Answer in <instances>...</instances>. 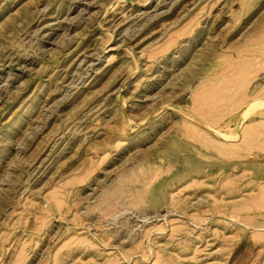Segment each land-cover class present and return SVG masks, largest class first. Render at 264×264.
<instances>
[{
	"label": "rangeland",
	"instance_id": "374dc122",
	"mask_svg": "<svg viewBox=\"0 0 264 264\" xmlns=\"http://www.w3.org/2000/svg\"><path fill=\"white\" fill-rule=\"evenodd\" d=\"M0 264H264V0H0Z\"/></svg>",
	"mask_w": 264,
	"mask_h": 264
},
{
	"label": "bare ground",
	"instance_id": "6f19581e",
	"mask_svg": "<svg viewBox=\"0 0 264 264\" xmlns=\"http://www.w3.org/2000/svg\"><path fill=\"white\" fill-rule=\"evenodd\" d=\"M153 96H154V95H153ZM255 102H256V101H255ZM255 102H254V103H255ZM261 102H262V101H261ZM232 103H233V102H232ZM257 104H258V103H257ZM255 105H256V104H255ZM253 106H254V105H253ZM248 109H249V108H248ZM251 109H253L252 106H251ZM247 111H248V110H247ZM247 111H246V112H247ZM249 111H251V110L249 109ZM230 112H231V111H230ZM247 113H248V112H247ZM246 115H247V114H246ZM192 116H193V115H192ZM243 116H244V115H243ZM194 118L197 119V120L199 119V118H197V117H195V116H194ZM212 127H213V126H212ZM181 130H182V129H181ZM215 132H217V133L219 134V130H218V131H215ZM192 133H193V132H192ZM195 135H196V134H195ZM195 135H194V136H195ZM238 135H239V134H238ZM197 136H198V135H197ZM197 136H195V137H197ZM233 136H234V135H233ZM190 137H191V136H190ZM192 137H193V134H192ZM193 138H194V137H193ZM198 138H201V136H200V137L198 136L197 139H198ZM201 139H202V138H201ZM201 139H200V140H201ZM226 139H227V138H226ZM202 140L205 141L204 139H202ZM202 140H201V141H202ZM206 141H207V139H206ZM207 142H208V141H207ZM207 142H206V143H207ZM202 144L205 145V143H202ZM208 144H209V143H208ZM254 144H255V143H254ZM226 145H227V144H226ZM252 145H253V144H252ZM225 152H226V151H225ZM235 154H237V152H236L235 150H233V152L231 153V155H232V156H235ZM142 167H143V165H142ZM144 169H145V166H144ZM140 170H142V169H140ZM146 171H147V170H146ZM140 173H141V172H140ZM123 175L125 176V174H123ZM123 175H122V176H123ZM133 175H134V174H133ZM122 176H121V178H122ZM114 179H115V178H114ZM126 179H127V178H126ZM116 186H117V185H116ZM140 193H141V192H140Z\"/></svg>",
	"mask_w": 264,
	"mask_h": 264
}]
</instances>
